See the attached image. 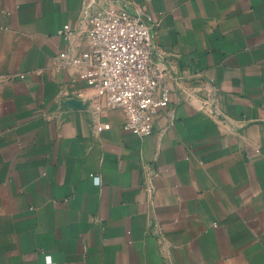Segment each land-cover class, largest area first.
Masks as SVG:
<instances>
[{"label": "crops", "instance_id": "obj_1", "mask_svg": "<svg viewBox=\"0 0 264 264\" xmlns=\"http://www.w3.org/2000/svg\"><path fill=\"white\" fill-rule=\"evenodd\" d=\"M138 7L170 87L146 136L60 58ZM0 264H264V0H0Z\"/></svg>", "mask_w": 264, "mask_h": 264}, {"label": "built area", "instance_id": "obj_2", "mask_svg": "<svg viewBox=\"0 0 264 264\" xmlns=\"http://www.w3.org/2000/svg\"><path fill=\"white\" fill-rule=\"evenodd\" d=\"M89 23L88 49L79 55L63 52L61 62L84 68L88 82L101 88L108 106L123 109L125 129L149 135L153 115L170 103L166 67L156 58V24L148 21L143 7L134 12L100 11ZM58 32L68 40L74 34L69 24Z\"/></svg>", "mask_w": 264, "mask_h": 264}]
</instances>
